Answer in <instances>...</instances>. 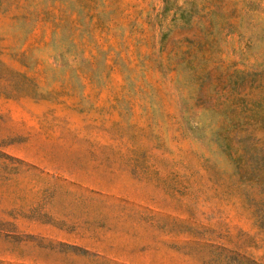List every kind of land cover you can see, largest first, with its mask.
<instances>
[{"label":"rangeland","instance_id":"374dc122","mask_svg":"<svg viewBox=\"0 0 264 264\" xmlns=\"http://www.w3.org/2000/svg\"><path fill=\"white\" fill-rule=\"evenodd\" d=\"M0 264H264V0H0Z\"/></svg>","mask_w":264,"mask_h":264}]
</instances>
